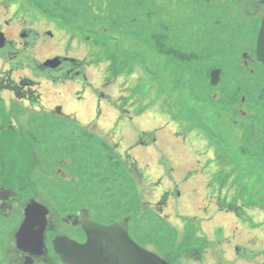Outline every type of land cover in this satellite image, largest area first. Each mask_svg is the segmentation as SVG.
Listing matches in <instances>:
<instances>
[{
	"label": "rangeland",
	"instance_id": "1",
	"mask_svg": "<svg viewBox=\"0 0 264 264\" xmlns=\"http://www.w3.org/2000/svg\"><path fill=\"white\" fill-rule=\"evenodd\" d=\"M179 3L0 0V28L12 40L18 42L23 25L42 32L34 47L38 61L64 57L87 62V80L54 82L37 78L27 67L16 70L15 78L39 82L42 96L32 112L21 115L20 110L29 105L16 102L9 90L1 96L14 119L19 117L30 153H38L35 175H54L48 171L57 165L69 177L51 190L40 184L45 179L39 180L40 192L58 193L63 200L55 199L54 207L79 209L86 201L91 214L101 221L129 217L131 235L149 244L156 236L164 240L178 234V212L211 218L205 223L210 235L232 236L231 248L241 244L259 251L255 264H264V66L242 62L246 50L255 54L257 35L230 13L213 19L201 12L190 16L186 14L196 9L182 8ZM166 16L173 20L168 23ZM162 20L174 28L159 29ZM190 26L193 31L185 32ZM48 31L52 36L45 34ZM210 38L213 43L207 41ZM172 39L176 42L171 43ZM107 58L120 65V71L125 69L110 81ZM8 68L0 58V71ZM213 68L223 70L217 86L210 84ZM243 97L249 116L239 118L234 110ZM58 106L63 118L48 113ZM141 132H154L155 142L141 144ZM114 134L123 138L120 144L126 148L121 154L106 142ZM128 153L143 161L133 171L131 161H126ZM164 157L173 169L170 175L161 162ZM210 157L213 160L208 162ZM89 158L93 165L100 160L102 167L111 166L98 172L85 164ZM175 187L179 195L170 197L162 210L156 209L160 195ZM225 188L229 205H243L237 204L238 219L234 214L215 213L214 208L210 213L209 208L201 209L207 194ZM152 190L154 195H150ZM144 199L150 203L145 205ZM166 211L171 217L163 224L161 216ZM18 228L15 218L0 217V264H10Z\"/></svg>",
	"mask_w": 264,
	"mask_h": 264
},
{
	"label": "flooded vegetation",
	"instance_id": "2",
	"mask_svg": "<svg viewBox=\"0 0 264 264\" xmlns=\"http://www.w3.org/2000/svg\"><path fill=\"white\" fill-rule=\"evenodd\" d=\"M179 4H183L184 6L187 5L186 7L191 6V10L196 9L201 13H207L208 9L216 11V6L219 7L220 5H224V7L226 6L225 9L227 10V14L230 13L233 16V19L243 21L248 27V31L257 35V37L260 33L264 20V0H180ZM193 5H195V7H193ZM16 15L19 16V12ZM32 29L35 28L32 26L24 27L23 25L18 35V42H15L11 39L8 32L4 33L0 28V31L3 32L6 40L8 41L7 45L1 48L0 51L4 48L10 47L12 56L14 57L13 60L8 61L3 57V55H0V58L9 64L8 69L0 71V217L3 219L15 218L17 224H20L25 219L24 212L28 205L31 204L32 199H35L36 202L49 207L50 212L47 214L48 220L49 218L54 220L53 208L55 209V193L52 192L45 194L40 192L39 180L45 179L46 181L40 184H47V188L51 190L56 184L64 183L69 179V177L68 175H45L43 178L41 175H31L30 171L32 169V165L28 162L29 158L22 155V148L19 150V143L22 142L23 136V132L19 127V117L14 119L13 113L8 112L5 100L1 95L3 91L9 90L13 94V99L16 102L23 105L27 102L29 107H25L20 110V114L24 115V112L28 113L32 110L31 107L35 105V100H38L37 102L40 103V99L38 97L42 95L38 87L39 82L29 77L15 78L14 72L16 70L27 67L38 76L37 78H46L56 82L76 80L80 78L87 80L86 61H84V72L82 67H76L77 65L72 66L70 61L68 62L67 60H64L62 64L55 69L48 68L47 70L46 67L39 66V71L44 73L38 74L34 70L33 66L36 64L34 47L36 46L39 38L36 40L35 38H31L30 30ZM244 31L246 33V30ZM27 33L28 35L30 33V35L27 36ZM45 34L48 35L47 32ZM12 37H15V33L12 34ZM242 57V62L245 66H250L249 64H253V66H255L256 63H260L264 66V64L257 59L253 50H246ZM18 63L19 66H14V64ZM45 72H48L50 76L45 74ZM253 72H255L254 67ZM242 101L243 102L240 106L234 110L239 118L249 116L247 110L244 109V106L246 105L245 97L242 98ZM59 107L60 106L53 108L48 113H56ZM92 123L93 124H90V128L94 125V122ZM91 132H95V130L91 129ZM17 136H19V141L15 139ZM10 138H12V140ZM216 149L217 148L214 149L215 152ZM215 152L213 153L214 155ZM11 153H15V156H11ZM210 158L211 159L208 160V162L213 160L212 157ZM26 162L28 163V166L25 170L24 165ZM213 163L218 162L214 161ZM208 164L211 165L210 163ZM84 195H86V193H84ZM178 195L179 193L177 189L175 193H162L160 198L155 202V208L162 210L164 205H167L170 197L176 198ZM207 195L208 201L205 205L201 206V209L207 210L209 208L208 213H210L212 208H214L215 213H228L235 215V213H237L240 209L237 207V204L242 205L240 203L229 205L231 201L228 200L229 195L227 194L226 188L224 189V192L219 190L218 193L215 191L213 195ZM85 202V207H82V210H84L82 211L83 214H80L79 212L81 211L77 210V215L74 216V220L76 222L78 219H82L83 221L84 216L93 219V215L91 214L90 209L85 205ZM223 203H226V207L222 206ZM214 206H216V208ZM69 216L72 217V214H69L68 217L64 219V222L65 224L70 225V228L75 231V223H73L72 219L68 220ZM177 217L178 220H180L176 229L178 232L177 235L168 237L167 241L165 239L161 241L153 240L151 241L153 244H149L147 241L148 245H146L147 248L153 250L169 264H255L257 257L260 255L259 251H252L241 244H236L231 248L229 245L232 243V236L218 234L210 235L205 227V223L211 218L208 220H206V217L202 219H198L196 217L184 218V216H181L179 212L177 213ZM235 217L238 219L236 215ZM128 223L131 238L135 239L137 242L143 243L131 235L129 218ZM58 224H62L61 221L54 225L53 230L47 229V237H50L51 234L56 236L58 234L68 233L67 229L70 228L64 229L63 227H65V224H62V227L58 226ZM220 233L223 232L220 231ZM84 239L85 238H82V240ZM14 240L16 242L15 235ZM24 258L25 257H23L22 253L15 248L13 250L10 264H19V262L20 264H23Z\"/></svg>",
	"mask_w": 264,
	"mask_h": 264
},
{
	"label": "bare ground",
	"instance_id": "3",
	"mask_svg": "<svg viewBox=\"0 0 264 264\" xmlns=\"http://www.w3.org/2000/svg\"><path fill=\"white\" fill-rule=\"evenodd\" d=\"M226 7V6H225ZM224 5H220L219 7L216 6V11H211L210 9H208L207 13L212 17H207L208 19H213V18H219L220 16L222 15H226L227 14V10L225 9ZM206 13V15H207ZM200 14V11L199 10H195V12H192L190 14V16H196V15H199ZM193 18V17H192ZM165 19L167 20L168 23H170L173 19L172 17H169V16H166ZM188 29H191L193 31V28L192 26H190V28H185V32L188 31ZM205 31H203V34L205 35H208L209 32L204 29ZM31 31V38H35V40L37 38H40V34L42 33L40 30L38 29H32L30 30ZM191 31V32H192ZM261 31V30H260ZM182 34L185 33L182 31H180ZM189 32V33H191ZM174 33L176 35H178L177 33H179V30L175 29L174 30ZM189 33H186V34H189ZM30 35V33H29ZM28 33H27V36H29ZM258 40H259V35L257 37V43H256V52H255V55L256 57L258 58V55H257V46H258ZM207 41H210L213 43V39L210 38L208 39ZM171 43H175V39H172L170 41ZM222 44H219L218 47H221ZM214 46V44H213ZM53 58H56V57H53ZM51 58V59H53ZM259 59V58H258ZM50 60V59H48ZM44 61V62H40L38 61L37 59L35 60V62L37 63V65H40V66H43V67H46V68H49L48 66H44V64L48 61ZM260 60V59H259ZM261 61V60H260ZM148 62H151V61H148ZM263 64L264 62L261 61ZM62 62H60L59 65H61ZM145 66H148L147 64ZM213 69H216V68H213ZM212 69V70H213ZM221 69V68H220ZM211 70V71H212ZM147 71V70H146ZM149 71V70H148ZM211 71L209 73V76H210V82H211ZM222 72L223 70L221 69V77H222ZM221 77H220V80L219 82L221 81ZM56 82V81H54ZM219 82L214 85V86H217L219 84ZM40 100H41V96L38 97ZM36 101V100H35ZM38 101V100H37ZM36 101V103H38ZM35 103V104H36ZM56 114H59L61 117L64 115L63 111H62V108L59 107V109H57V112ZM63 118V117H62ZM143 132H141L142 134ZM110 139V140H108ZM123 138L119 139V136L117 135H113L111 137H108L106 139V142H108V144L111 146L112 148V151L113 152H116V154H121L124 150H125V146L124 145H121L120 144V141H122ZM143 142V141H142ZM154 142H149V141H144L143 143L141 144H144V145H150ZM22 142L19 143V150H21L22 148ZM132 148H130L129 150H131ZM187 151H185L186 153ZM184 153V152H183ZM38 153L36 154L35 153H32V156L28 159V162L32 165V169H31V175H35V171L39 169V167H36V164H37V161L40 160L39 159V156H37ZM181 158H183V155L180 154L179 155ZM187 156L190 158V155L187 154ZM42 158V157H41ZM100 160L103 161L104 158H101L99 157ZM130 155L126 158V161L127 160H130V170L133 171L134 168H136V164H140L142 163L143 161L141 160L140 156L137 157L138 161L135 160V159H130ZM100 160H97L94 165L92 164L93 163V159H88V161L85 163V164H88L90 166H94V170L98 171V172H105L106 170L109 169V167L111 165H105L103 166L105 169H103L102 167V164H101V161ZM162 164L165 165L167 168H166V171L167 173L170 175L171 174V171L173 170L168 159H166L165 157L162 158L161 160ZM134 166V167H133ZM53 170L51 171H48V172H52L54 173V175H63L61 172V168L57 167V165H54L53 166ZM64 173V172H63ZM127 173L129 174V172L127 171ZM38 175V173H37ZM132 176V175H131ZM138 178L141 180L140 178V175L138 174L137 175ZM91 178V177H90ZM93 179V178H92ZM156 180V179H155ZM161 181V180H160ZM159 182H155L154 186H156L157 184L160 183ZM150 189V188H149ZM176 187L175 188H171V189H168L167 192L165 193H175L176 191ZM150 195H154V191L152 190V192L150 191ZM87 195V193H86ZM139 195H141V192L139 193ZM161 196V195H160ZM151 198V196H150ZM55 199H58L60 201H63L62 199H60L58 197V193H55V197H54V201ZM85 202V201H84ZM84 202L81 206L85 207L84 206ZM144 203L145 205L146 204H149L150 202L146 201L145 202V199L144 201L142 202ZM67 209L64 210L62 208H56L55 206V209L53 208L54 210V220L53 219H50L48 220V217H47V214L50 212V209L49 207H47L46 205L44 204H41V203H38L35 201V199H32L31 200V204L28 205V207L26 208L25 212H24V215H25V219L26 217L28 218V215H27V211L31 212V214H29V219H30V224L33 225V223H37L39 225V228L40 230L44 228V231H43V239L41 237V232L38 234L36 233L34 236H31L30 233H29V236H28V233L27 235L25 234V236H28L27 238H25L23 241L27 242L26 244H22L21 245V248L19 247V252L22 253L23 257L24 258V262L23 264H96L95 260H89V253L85 252L83 257H82V262H74V263H69L67 261H65V259H68V258H73L74 257V254L78 251L79 253L81 252V250H86V248H89L88 246H78V245H84L86 242L89 241V238H91V234L93 233V231L90 233V227L93 226L94 224H101V225H110V224H113L114 222L116 221H122V226L123 228L127 230V233L129 232V223H128V218L129 217H126L125 219H122V218H119L117 219L116 221H113V222H108V221H105V223H103L104 221H101L100 219H98L97 217H94L93 216V219L92 218H89V217H86L84 216L83 218V221L82 219H78L77 222L74 220V216H76V212L77 210L81 211L79 212L80 214L82 213V210L83 208L80 207L79 209H76V208H71L70 206L66 207ZM66 211V212H65ZM37 212L41 213V217L39 219L38 217V220L34 222V219L36 220V214ZM69 214H72V217L69 216L68 220H73V223H75V232H68L67 234H58V235H54L51 234L50 237H47V229L49 230H53L54 228V225L56 223H58L59 221H61L62 224H65L64 222V219L68 217ZM83 214V213H82ZM162 222L163 224H166V222L168 221V219L171 217V214L168 213V211H166L165 214H163L162 216ZM43 218H45V227L42 226L40 224V221L39 220H43ZM25 219L19 224V230L21 229V227L23 226L24 222H25ZM130 220V219H129ZM85 223H88V225H86L85 227H83V225ZM62 224H58V226H61L62 227ZM80 224H81V228H80ZM74 226V225H72ZM64 229H67V228H70V225H67L65 224V227H63ZM71 229V228H70ZM73 230V229H72ZM58 236H62V238H66L68 239L67 241H63L62 239H60ZM85 238L84 240H82V238ZM134 242L133 244L134 245H138V247H140L141 249H143L144 251H147V252H150V253H154L156 254L153 250L149 249L146 247V245H148L147 242H144L143 240L141 242L143 243H140V242H137L135 239H132ZM155 241V240H160L161 241V238L159 236H156V239L152 238V241ZM165 240L167 241L168 240V237L165 238ZM136 245V246H137ZM158 255V254H156ZM159 256V255H158ZM160 257V256H159ZM161 258V257H160ZM163 259V258H161ZM89 260V261H88ZM165 260V259H163ZM166 261V260H165ZM136 262V259L135 258H130L128 259V264H135ZM167 262V261H166ZM168 263V262H167ZM20 264V262H19ZM169 264V263H168Z\"/></svg>",
	"mask_w": 264,
	"mask_h": 264
},
{
	"label": "water",
	"instance_id": "4",
	"mask_svg": "<svg viewBox=\"0 0 264 264\" xmlns=\"http://www.w3.org/2000/svg\"><path fill=\"white\" fill-rule=\"evenodd\" d=\"M8 41L6 40L3 32L0 31V49L7 45ZM257 55L258 58L264 62V20L259 33V40L257 46ZM61 62V57H56L48 60L44 66L49 68H55L59 66ZM221 77V69L216 68L211 71V84L216 85ZM29 214L31 212L27 211L28 218L26 217L25 222L21 229L16 232V247L19 250L22 244L27 242L23 241L29 236H34L36 233L41 232V237L43 239V230L39 228V225L35 222L40 219L41 213L37 212L36 220L34 219L33 225L30 224ZM40 224L45 227V218L39 220ZM88 225L85 223L83 227ZM91 238L84 245L78 246H88L86 250L78 251L74 254L73 258L65 259L69 263L82 262V257L85 252L89 253V260H95L96 264H128V259L135 258V264H168L165 260L161 259L158 255L144 251L138 245L133 244L132 238L127 233L126 228L122 226V221H116L110 225H101L94 224L90 227ZM28 236H25V234ZM63 241L68 239L58 236ZM136 243V242H134ZM88 260V261H89Z\"/></svg>",
	"mask_w": 264,
	"mask_h": 264
},
{
	"label": "trees",
	"instance_id": "5",
	"mask_svg": "<svg viewBox=\"0 0 264 264\" xmlns=\"http://www.w3.org/2000/svg\"><path fill=\"white\" fill-rule=\"evenodd\" d=\"M162 8H164V7H162ZM159 24H160V25H158L159 29H160V27H162L163 29H166V30L167 29L169 30L171 28H174L170 24L165 23L163 20ZM158 32H160V30H158ZM8 48L2 49L0 51V55H3V57L6 60L10 61V60H13L14 57L12 56V52L10 50L11 48L10 47H8ZM132 60H135V59H132ZM109 61H110L111 76L108 78V80H113L117 75L121 74L125 69H123V71L122 70L120 71V68H121V67H119L120 65H118L115 61H113L111 59ZM133 63H135V62H133ZM70 64H72V66L77 65L76 67H82L83 72H84V62H82V61H76V60H71L70 61ZM14 66H19V63L18 64H14ZM33 67H34V70L38 74L44 73V72L39 71V68L40 67L37 65V63ZM45 74H47L48 76H50V74L48 72L47 73L45 72ZM145 135L146 134H142L140 139L143 140V138H144ZM10 139L12 140V138H10ZM15 139L19 141V136L15 137ZM28 143H29L28 140L26 139L25 135L23 134V136H22V144H23L22 145V149H23L22 155L25 156V157H27V158H30L32 156V153H30V146H29ZM1 145H3V144H1ZM13 155L15 156V153L14 154L11 153V156H13ZM27 166H28V163L26 162L25 165H24L25 170H26Z\"/></svg>",
	"mask_w": 264,
	"mask_h": 264
}]
</instances>
